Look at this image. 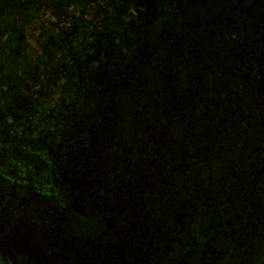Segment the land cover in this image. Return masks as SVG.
Wrapping results in <instances>:
<instances>
[{
	"label": "trees",
	"instance_id": "trees-1",
	"mask_svg": "<svg viewBox=\"0 0 264 264\" xmlns=\"http://www.w3.org/2000/svg\"><path fill=\"white\" fill-rule=\"evenodd\" d=\"M0 69V264H264V0H0Z\"/></svg>",
	"mask_w": 264,
	"mask_h": 264
},
{
	"label": "rangeland",
	"instance_id": "rangeland-1",
	"mask_svg": "<svg viewBox=\"0 0 264 264\" xmlns=\"http://www.w3.org/2000/svg\"><path fill=\"white\" fill-rule=\"evenodd\" d=\"M33 33H34V37H36V38H34V39H32V38H29L28 39V41L30 42V41H32V42H36V40H38V38H37V33L39 32V30L35 27L34 29H33V31H32ZM41 32V31H40ZM27 33H28V31H27ZM41 34V33H40ZM14 41H12L11 40V36H7L6 37V39H5V44H12ZM41 48H42V46H41V43L40 42H36ZM13 45V44H12ZM35 46H36V44H34ZM30 48H32L33 49V51H35L36 53H37V56L38 57H42L43 56V54H44V52H43V49H44V47L42 48V51H40L39 52V49H36V48H38V46H36V48L34 47V46H32L31 44H30ZM1 70V69H0ZM51 70H53V68H51Z\"/></svg>",
	"mask_w": 264,
	"mask_h": 264
}]
</instances>
